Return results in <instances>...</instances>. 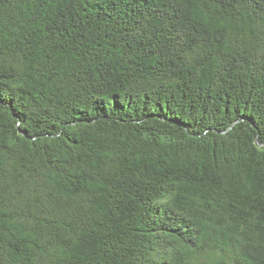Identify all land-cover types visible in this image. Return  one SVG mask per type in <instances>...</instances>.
<instances>
[{
  "label": "trees",
  "instance_id": "1",
  "mask_svg": "<svg viewBox=\"0 0 264 264\" xmlns=\"http://www.w3.org/2000/svg\"><path fill=\"white\" fill-rule=\"evenodd\" d=\"M0 264H264V0H0Z\"/></svg>",
  "mask_w": 264,
  "mask_h": 264
}]
</instances>
